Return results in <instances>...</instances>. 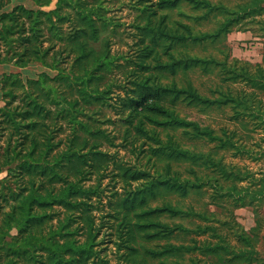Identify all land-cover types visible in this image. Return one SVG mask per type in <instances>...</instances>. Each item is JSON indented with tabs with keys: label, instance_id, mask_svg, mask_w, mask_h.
<instances>
[{
	"label": "trees",
	"instance_id": "16d2710c",
	"mask_svg": "<svg viewBox=\"0 0 264 264\" xmlns=\"http://www.w3.org/2000/svg\"><path fill=\"white\" fill-rule=\"evenodd\" d=\"M30 1L38 8L18 5L4 12L10 0H0V65L21 70L0 79V174L5 175L0 179V264H110L101 258L104 249H98L107 223L96 224V213L106 206L110 213L101 220L108 219L107 236L123 252L118 264H199L197 257L185 259L197 252L264 264L254 254L251 234L235 220L216 219L239 238L241 250L219 227L191 229L192 218L209 219L169 199L186 198L211 180L220 191L228 190L216 199L245 196L236 207L264 196V186L238 192L234 175L220 160L185 143H212L218 151L241 154L245 146L234 141L232 132L218 134L177 111L180 104L202 113L230 107L235 121L264 122L259 100L264 59L252 65L231 55L219 60L194 52L248 19L263 17L264 0H250L238 10L211 0H129L136 2L137 40L121 59L112 54L110 41L121 25L107 15L106 1ZM54 2V9L46 10ZM184 4L202 10L193 18L198 22L224 19H218L215 32L197 31L167 13ZM30 65L43 71L24 79L21 72ZM197 72L243 89L228 85L205 96L191 78ZM118 139L126 144L117 145ZM119 147L130 148L133 161L111 153ZM181 162L193 165L187 175L174 167ZM202 169L215 176L202 175ZM219 174L230 182L227 189L214 179ZM247 196L251 199L245 203ZM159 199L162 203L153 205ZM189 234L217 242H172Z\"/></svg>",
	"mask_w": 264,
	"mask_h": 264
},
{
	"label": "rangeland",
	"instance_id": "374dc122",
	"mask_svg": "<svg viewBox=\"0 0 264 264\" xmlns=\"http://www.w3.org/2000/svg\"><path fill=\"white\" fill-rule=\"evenodd\" d=\"M107 15L114 19L115 23L120 27V31L117 35L113 36L111 41V52L114 56L120 57L121 54H125L126 52L133 51L132 47L134 46V40L137 38L136 29L133 27V24L137 21L138 13L135 11L136 2H130L129 0H104ZM155 1V0H154ZM214 3H221L222 5L228 7L231 10H238V7L244 6L250 2V0H211ZM56 2V0H55ZM55 2L50 8L46 10L54 9ZM25 6L31 9H37L33 3V1H26ZM172 20H181L184 23L192 25L195 30L202 32H215L218 29V19H224L222 15L218 18L206 21H196L193 20L194 17L201 15L202 10L194 12L192 8L184 4L178 10H173L167 12ZM192 18V19H191ZM108 34V33H106ZM135 38V39H134ZM195 54L198 55H213L216 58L224 59L226 55H231L234 59H238L242 62H249L252 65H259L263 63L264 59V16L248 19L243 22L238 27L234 28L231 33L226 36L220 38V40L215 44L206 43L203 46L197 47L194 50ZM117 58V59H118ZM121 59V57H120ZM123 60H118L119 63H123ZM264 65V64H262ZM11 69V67H9ZM13 69H11L12 71ZM21 70H14L15 73H19ZM43 69L40 66L30 65L27 69L21 72V75L24 79H34L40 73H42ZM50 75L55 76V72H49ZM115 74L117 75L116 71ZM118 74L119 78H122ZM191 78L194 84L198 87L201 93L205 96H210V91L216 89L218 87H223L226 89L229 86H232L233 90L243 89V85L240 84H222L219 77L211 75V76H203L200 73H192ZM245 89L247 86H244ZM259 100L263 101L262 112L264 115V93L259 94ZM177 111L181 114V116L186 117L189 120L196 121L201 123L203 126H207L213 130H215L218 134L222 135V130H226L227 132H232V136H234V141L241 145L245 146V149L241 154H235V149L232 150H216L214 144L212 143H204L198 141H185L187 146H190L191 149L196 150L197 152L208 153L210 152L216 160H220L225 166L226 170L233 174L234 182L233 184L238 189V192H244V194H248V190H256L262 186H264V122L263 120H259L257 118H243L239 121H235L234 112L230 107H214L206 112H200L196 108L189 107L186 105H178ZM261 119H264L262 116ZM111 130V129H110ZM117 145L124 146L126 143L122 142L120 139L116 140ZM238 145V144H237ZM129 147V146H127ZM128 149L119 147L116 149H112L111 153H118V158L125 161L131 162L132 155L128 153ZM182 163V162H181ZM176 164L177 170H180L181 173L187 175L186 171L190 169L193 165L189 162ZM201 174L208 175V177L215 176L210 170H203ZM5 175L0 174V179H2ZM214 179H217L221 186H225V188L229 187L230 182H227L222 178L219 174ZM110 182L108 178L104 185H107ZM232 184V185H233ZM219 185L214 184L213 180H211L208 184H206L202 190L192 192L186 198H179L177 196H170V200L173 201L174 204L178 205L184 211H194L197 214H205L206 218L209 221L202 220L199 218H192V226L191 229H194L196 225L202 226H211V227H219L220 233L224 236H227V241L230 245L236 249L245 248L244 245L239 242V238L232 235V231L229 228H224V224L228 223L231 219L236 221L240 226H242L248 233L251 234L254 243V254L258 253L259 258H261L262 263H264V196L258 199L253 205H246L244 207H236L235 205H239V199H244L241 195H233L221 196L216 199V196H220L228 193V190H219ZM226 188V189H227ZM248 189V190H247ZM106 198V197H105ZM251 197L246 198V202L248 203ZM107 201V198L105 199ZM237 201V202H236ZM162 200L159 199L154 202L153 205L161 204ZM110 207H104L102 213H96L97 222L96 224H106L109 228L108 219L101 220V217L106 216L110 213ZM216 219H220L224 222H217ZM112 223V222H110ZM189 227V225H187ZM107 227H103L101 233L104 236L100 237L103 240L101 243V247L98 249H104L101 253V258L109 261L110 264H118L119 258L121 257L123 252H118L117 247L113 245L109 236V229ZM177 237V238H176ZM192 238L196 239V241L204 244L208 239L212 244L216 243L217 240L212 237H199L194 234L185 235H176L172 240L176 245L180 244H193L191 242ZM156 246L153 243L152 247ZM197 257L199 259V264H238L243 263L246 264L245 261H237L232 262L230 256H225V258H220L219 256H207L202 253L197 252L196 254H187L186 261H188L189 257ZM261 263V262H260ZM158 264V263H155Z\"/></svg>",
	"mask_w": 264,
	"mask_h": 264
},
{
	"label": "crops",
	"instance_id": "0c3cea01",
	"mask_svg": "<svg viewBox=\"0 0 264 264\" xmlns=\"http://www.w3.org/2000/svg\"><path fill=\"white\" fill-rule=\"evenodd\" d=\"M28 0H10V5L7 6L3 11L4 12H9L11 11L14 7L18 6V5H25V2ZM2 11V12H3ZM9 67H11V69H13L11 71V69H9ZM14 70H17L15 67L13 66H4V65H0V79L2 78V76L4 74H9L11 72H14ZM19 70V69H18Z\"/></svg>",
	"mask_w": 264,
	"mask_h": 264
}]
</instances>
